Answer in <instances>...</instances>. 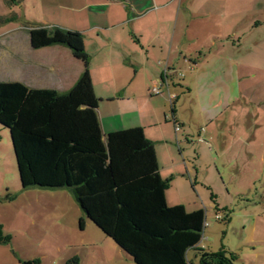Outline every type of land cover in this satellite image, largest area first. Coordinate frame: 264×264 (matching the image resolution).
I'll use <instances>...</instances> for the list:
<instances>
[{
  "label": "crops",
  "instance_id": "obj_1",
  "mask_svg": "<svg viewBox=\"0 0 264 264\" xmlns=\"http://www.w3.org/2000/svg\"><path fill=\"white\" fill-rule=\"evenodd\" d=\"M66 5L72 14L59 27L84 36L105 142L108 133L142 128L155 144L159 163L163 149L180 146L182 137L201 142L196 145L200 153L211 152V142L226 146L229 137L234 138L231 145L237 139L247 146L261 131L264 24L256 23L257 13L245 14L240 0H67ZM26 39L27 53L13 61L29 75L22 82L69 90L83 62L64 46L32 48L28 32ZM214 124L230 127V135L216 131ZM169 154L167 167L174 171L175 157ZM174 174L179 184L180 172ZM166 199L169 205L177 203L170 189Z\"/></svg>",
  "mask_w": 264,
  "mask_h": 264
},
{
  "label": "trees",
  "instance_id": "obj_2",
  "mask_svg": "<svg viewBox=\"0 0 264 264\" xmlns=\"http://www.w3.org/2000/svg\"><path fill=\"white\" fill-rule=\"evenodd\" d=\"M28 34L32 48H68L83 62V71L65 92L0 81V125L9 131L22 188L69 189L87 219L135 264H236L238 255L224 245L210 251L199 244L208 226L202 208L169 205L172 177L161 175L155 144L142 128L114 131L103 140L83 34L56 25L38 26ZM210 196L215 202V194ZM13 199L10 193L0 197ZM215 211L220 219L217 205ZM79 224L84 227L83 218ZM11 240L0 225V243ZM189 250L197 261L188 257ZM79 260L73 256L64 264ZM39 263L37 257L18 259V264Z\"/></svg>",
  "mask_w": 264,
  "mask_h": 264
},
{
  "label": "rangeland",
  "instance_id": "obj_3",
  "mask_svg": "<svg viewBox=\"0 0 264 264\" xmlns=\"http://www.w3.org/2000/svg\"><path fill=\"white\" fill-rule=\"evenodd\" d=\"M240 1L245 14L257 13L256 23L264 24V0ZM66 4L67 0H0V81H28L29 75L21 65L13 63L19 54L25 56L27 32L38 26L67 24V13L72 12ZM257 5V10H249ZM260 124L261 131L247 146L237 139L231 145L234 138L229 137L226 146L211 142V152L200 149L198 153L196 145L201 142H187L182 137L180 146L163 149L158 163L163 177H172V199L189 210L205 211L208 226L199 242L201 247L215 251L224 245L238 255L236 264H264V118ZM216 126L212 128L230 135V127ZM11 143L9 131L0 125V197L6 193L14 195L11 202L0 201L2 231L12 237L8 247L0 244V264H18V259L35 257L39 264H64L73 256L79 257V264H135L87 219L69 189H23ZM169 153L175 157V173L180 172L179 184L174 171L167 167L172 162ZM185 188L189 192H182ZM211 192L216 196L215 202L210 199ZM216 205L220 219L215 217ZM80 218L84 220L82 228ZM194 253L189 250L188 257L197 261Z\"/></svg>",
  "mask_w": 264,
  "mask_h": 264
},
{
  "label": "built area",
  "instance_id": "obj_4",
  "mask_svg": "<svg viewBox=\"0 0 264 264\" xmlns=\"http://www.w3.org/2000/svg\"><path fill=\"white\" fill-rule=\"evenodd\" d=\"M151 90H152V92H154L156 94L159 93V89L156 86H153ZM176 129L178 130L179 128L177 127Z\"/></svg>",
  "mask_w": 264,
  "mask_h": 264
}]
</instances>
